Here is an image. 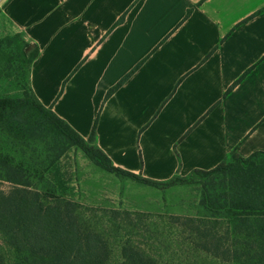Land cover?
Returning <instances> with one entry per match:
<instances>
[{
    "label": "crops",
    "instance_id": "obj_1",
    "mask_svg": "<svg viewBox=\"0 0 264 264\" xmlns=\"http://www.w3.org/2000/svg\"><path fill=\"white\" fill-rule=\"evenodd\" d=\"M16 35L35 99L117 167L166 184L264 152V0H4Z\"/></svg>",
    "mask_w": 264,
    "mask_h": 264
},
{
    "label": "rangeland",
    "instance_id": "obj_2",
    "mask_svg": "<svg viewBox=\"0 0 264 264\" xmlns=\"http://www.w3.org/2000/svg\"><path fill=\"white\" fill-rule=\"evenodd\" d=\"M35 50L19 35L0 43V98L15 103L0 116V255L6 264L28 256L18 250L21 237L13 229L19 194L26 190L39 192L46 202H71L84 232L105 238V264H125L127 248L144 252L149 264H259L247 248L254 237L241 219L227 213L233 199L241 200L229 190L243 182L238 167L245 163L239 155L232 153L223 171H194L177 178L182 183L152 187L176 186L165 197L110 192L103 171L70 144L60 123L30 92Z\"/></svg>",
    "mask_w": 264,
    "mask_h": 264
},
{
    "label": "trees",
    "instance_id": "obj_3",
    "mask_svg": "<svg viewBox=\"0 0 264 264\" xmlns=\"http://www.w3.org/2000/svg\"><path fill=\"white\" fill-rule=\"evenodd\" d=\"M37 54L38 49L34 51L32 60ZM38 104L41 110L46 109L44 105L39 102ZM14 105V101L10 99L0 98V116ZM48 111L54 116L55 121L60 123V132L70 144L81 148L87 159L98 168L151 187L161 185L115 166L104 151L92 145L95 141L96 128L88 139H84L50 109ZM241 159L245 165H238V170L243 182L229 189L241 200L237 202L233 199L227 206V213L241 219L242 226H245L250 236L254 237V243L247 248L254 252L253 257H256L259 264H264V152L257 151L250 157ZM224 169L222 163L209 171L220 172ZM177 182L183 181L176 179L166 185H175ZM207 206L210 210L215 209L213 205ZM16 207L18 216L13 229L21 237L18 250L27 252L28 256L17 260L15 264L106 263L108 247L105 238L99 232L91 230L84 232L85 229L78 222L77 210L71 208L73 207L71 202H46L39 192L26 190L19 194ZM127 250L129 254L126 253ZM124 253L125 264H149L146 254L142 251L137 252L133 251V248H127ZM0 264H6L2 255H0Z\"/></svg>",
    "mask_w": 264,
    "mask_h": 264
}]
</instances>
